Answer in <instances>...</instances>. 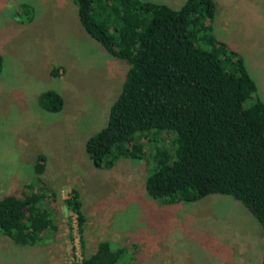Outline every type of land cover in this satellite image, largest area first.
Returning a JSON list of instances; mask_svg holds the SVG:
<instances>
[{"label": "rangeland", "instance_id": "374dc122", "mask_svg": "<svg viewBox=\"0 0 264 264\" xmlns=\"http://www.w3.org/2000/svg\"><path fill=\"white\" fill-rule=\"evenodd\" d=\"M143 1L177 9L185 0ZM212 2L213 35L240 55L264 103V0ZM20 4L31 8L29 22L16 15ZM0 57V199L37 177L52 193L56 227L32 247L0 233V264H80L75 218L63 204L71 190L85 218L86 256L107 241L125 248L118 264H260V226L239 202L212 194L165 205L146 195L143 162L92 166L84 143L105 126L128 67L82 30L70 0H0ZM47 90L62 99L57 113L38 105Z\"/></svg>", "mask_w": 264, "mask_h": 264}, {"label": "trees", "instance_id": "16d2710c", "mask_svg": "<svg viewBox=\"0 0 264 264\" xmlns=\"http://www.w3.org/2000/svg\"><path fill=\"white\" fill-rule=\"evenodd\" d=\"M70 1L82 30L128 67L105 126L84 143L92 166L143 162L146 195L165 205L212 194L232 198L260 226L264 264V103L240 55L213 35L215 4L185 0L171 9L143 0ZM16 15L29 22L32 10L20 4ZM37 101L50 113L62 108L51 90ZM43 168L38 154L33 173ZM22 188L0 199V233L32 247L56 231L52 193L37 177ZM63 204L75 218L80 264H118L125 248L112 250L107 241L84 255L78 192L71 190Z\"/></svg>", "mask_w": 264, "mask_h": 264}]
</instances>
